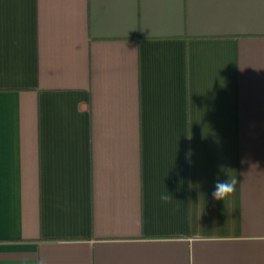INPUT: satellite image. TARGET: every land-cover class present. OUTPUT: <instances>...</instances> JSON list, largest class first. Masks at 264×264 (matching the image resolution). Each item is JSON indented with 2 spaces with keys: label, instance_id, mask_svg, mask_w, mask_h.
<instances>
[{
  "label": "crops",
  "instance_id": "1",
  "mask_svg": "<svg viewBox=\"0 0 264 264\" xmlns=\"http://www.w3.org/2000/svg\"><path fill=\"white\" fill-rule=\"evenodd\" d=\"M0 264H264V0H0Z\"/></svg>",
  "mask_w": 264,
  "mask_h": 264
},
{
  "label": "clouds",
  "instance_id": "2",
  "mask_svg": "<svg viewBox=\"0 0 264 264\" xmlns=\"http://www.w3.org/2000/svg\"><path fill=\"white\" fill-rule=\"evenodd\" d=\"M247 161H242L241 163H246ZM234 170V169H232ZM232 170L222 168V171L228 176V179L225 181L217 180L215 185V190L212 193L213 199L217 201H226L228 198L235 195L236 187L238 184L237 175L231 174ZM173 196L170 193H162L159 197L160 201L164 204L170 202Z\"/></svg>",
  "mask_w": 264,
  "mask_h": 264
}]
</instances>
